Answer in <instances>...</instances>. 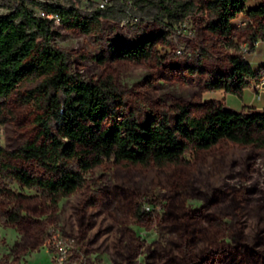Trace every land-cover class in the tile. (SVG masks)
Instances as JSON below:
<instances>
[{
    "label": "rangeland",
    "instance_id": "rangeland-1",
    "mask_svg": "<svg viewBox=\"0 0 264 264\" xmlns=\"http://www.w3.org/2000/svg\"><path fill=\"white\" fill-rule=\"evenodd\" d=\"M45 1L75 5L81 17L100 7V0ZM207 1L197 0L170 29L155 6L108 0L103 8L111 15L92 20L89 31L55 18L54 45L68 53L72 72L112 79L141 122L177 102L195 117L219 105L264 112V77L238 91L215 85L230 83L234 54L255 70L264 66V20L244 11L230 36L214 33ZM140 42L150 44L148 58L98 60ZM40 81L27 75L4 99L0 144L4 162L47 177L36 161L13 154L37 135L33 90ZM0 264H264V145L221 139L162 166L106 160L84 186L55 201L0 175Z\"/></svg>",
    "mask_w": 264,
    "mask_h": 264
},
{
    "label": "trees",
    "instance_id": "trees-1",
    "mask_svg": "<svg viewBox=\"0 0 264 264\" xmlns=\"http://www.w3.org/2000/svg\"><path fill=\"white\" fill-rule=\"evenodd\" d=\"M8 8L0 13V124L4 99L27 75L41 77L33 90L38 113L37 135L23 141L14 155L36 161L48 176L2 160L0 175L27 188L42 190L51 200L67 196L84 186L87 175L106 160H127L143 165L176 163L191 149L209 148L221 139L240 144L264 145V112H243L219 105L195 117L185 104L176 103L141 122L127 103L126 93L109 77L83 78L69 67L68 53L54 45L53 21L78 24L90 30L92 20L109 17L110 9L91 7L83 11L72 4L45 0H1ZM138 6H155L156 18L175 29L194 12L197 0H112ZM249 0H208L209 29L230 36L233 20L246 11L264 20V0L247 8ZM39 7L44 14H38ZM51 15L53 17H51ZM264 33V26H263ZM150 44H119L98 58L140 60L150 55ZM230 83L217 87L238 91L264 77V66L255 70L240 54L231 56Z\"/></svg>",
    "mask_w": 264,
    "mask_h": 264
},
{
    "label": "built area",
    "instance_id": "built-area-1",
    "mask_svg": "<svg viewBox=\"0 0 264 264\" xmlns=\"http://www.w3.org/2000/svg\"><path fill=\"white\" fill-rule=\"evenodd\" d=\"M107 2H108V0H100V2H99V3H100V4H99L100 7H101V8L105 7V4H106ZM128 3H131V2H128ZM42 14H44V12H43ZM57 19H58V18H57ZM58 20H59V19H58ZM256 43H257V41H256ZM261 97H262L261 94H259V95H258V98H261ZM147 208L149 209V207H147Z\"/></svg>",
    "mask_w": 264,
    "mask_h": 264
},
{
    "label": "crops",
    "instance_id": "crops-1",
    "mask_svg": "<svg viewBox=\"0 0 264 264\" xmlns=\"http://www.w3.org/2000/svg\"><path fill=\"white\" fill-rule=\"evenodd\" d=\"M258 1V0H257Z\"/></svg>",
    "mask_w": 264,
    "mask_h": 264
}]
</instances>
